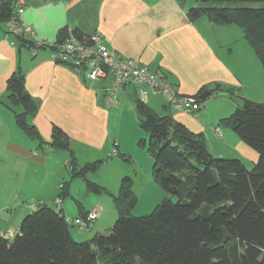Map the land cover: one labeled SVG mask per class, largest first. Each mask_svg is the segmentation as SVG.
<instances>
[{"label": "trees", "instance_id": "trees-1", "mask_svg": "<svg viewBox=\"0 0 264 264\" xmlns=\"http://www.w3.org/2000/svg\"><path fill=\"white\" fill-rule=\"evenodd\" d=\"M263 1L201 0L187 9L186 16L189 21L206 17L214 26H239L264 67ZM16 3L0 0V24L22 43L23 33L14 34L7 25L16 14ZM74 31L78 37L83 35ZM203 91L205 87L195 96ZM210 91L211 95L232 94L231 88L219 83ZM6 98L14 109L16 125L41 143L30 122L37 101L25 90L24 73L18 67L6 81ZM17 106L21 108L15 110ZM133 107L146 135L137 144L152 158V180L166 196L149 214L133 216L137 197L131 177L124 176L112 200L115 222L106 232H94L82 241L71 236L61 208L40 201L21 218L11 238L0 235V264H264V102L243 98L242 105L218 121L256 151L251 169L238 158L214 157L202 133L189 130L169 114L158 113L136 96ZM48 143L68 151L70 179L59 184L60 200L70 195L73 178L82 179L90 192L105 190L87 179L103 159L78 166L67 134L56 125ZM118 157L129 161L125 154Z\"/></svg>", "mask_w": 264, "mask_h": 264}, {"label": "crops", "instance_id": "crops-1", "mask_svg": "<svg viewBox=\"0 0 264 264\" xmlns=\"http://www.w3.org/2000/svg\"><path fill=\"white\" fill-rule=\"evenodd\" d=\"M16 1L22 7L21 21L30 27L31 33L22 35L24 36L22 43L17 42L13 39V34L5 31V25L0 24V146L2 152L24 160L46 164L53 150H61L56 151V156L58 160L65 162L66 151L51 148L48 143L51 139L52 127L56 125L67 134L70 147L72 145L74 148H82L85 152H89L91 154L89 159H102L100 155L104 153L110 155L115 148L117 153L112 157L125 154L130 161L131 148L126 147L118 135L119 116L117 114L120 117L124 116L130 124L133 123L137 117L135 111V115H132L120 110L121 104H125L122 97L133 95L135 90L128 88L124 95H121V103L119 98L118 103L115 104L117 106L113 105L114 109L109 110L113 107L109 106L103 97L101 92L103 82L87 80L77 71L53 61L50 58V47L58 40L64 39L68 28L77 30L85 36L98 32L110 48L164 75L180 94L195 96L203 87L205 90H210L214 83L232 88L233 95L241 92V71L239 73L235 70L232 63L234 50L227 46L228 43L221 35L229 31L233 25L214 26L206 17L189 21L186 16L187 9L201 0ZM262 4L264 5V1ZM211 37L214 39L213 42ZM17 67L24 73L25 90L37 101V108L30 117V122L41 136V143L29 138L16 125L14 109L7 102L6 81ZM220 93L222 95L216 97L210 94L203 106L192 113L171 108L166 101L156 100V95L152 93L144 99V102L158 113L171 115L189 130L202 133L206 138L209 137L211 129L208 124L202 122V119L204 114L211 111L213 115L210 120L217 119L212 124L215 123L214 132L217 129L218 135L211 137L212 147L208 146L205 138L208 150L214 152L215 146H223L230 150L229 141H233L234 144L231 147L236 151L238 155L236 157L242 162H244L243 158H250L253 163L257 155L243 149L241 142L227 125L223 124L220 129L218 128V121L234 111L232 97L224 91ZM125 107L134 109L132 104ZM15 108L19 110L21 107ZM162 109L164 111L160 112ZM221 134L223 139L218 137ZM42 148L47 149V154L39 156L35 149ZM119 160L121 161L120 158ZM124 168L121 164L117 165L113 171L114 177L120 178ZM148 180V184L153 183L151 190L155 195L163 198L164 191L154 184L151 175H148ZM34 192L41 199H52L54 203L58 197L54 198L55 181L53 185L52 182L49 184V190L43 192L40 187ZM3 201V207L6 206V209H1L0 206V229L9 231L12 237L19 226L15 225L17 209L16 206L8 205L7 200ZM66 203L64 206L55 203V208H61L65 216L68 210ZM94 207L99 210V214L91 228L95 232H102L103 227L114 219L116 210L112 205H107L105 201L100 200L92 206ZM26 209L29 208L25 207L22 213L26 212ZM91 209L86 210L85 213ZM74 211L70 212L71 217L79 215V211L77 214ZM12 229L13 232H11ZM78 230L77 228L72 233L69 227L74 239L80 241L89 238V233Z\"/></svg>", "mask_w": 264, "mask_h": 264}, {"label": "rangeland", "instance_id": "rangeland-1", "mask_svg": "<svg viewBox=\"0 0 264 264\" xmlns=\"http://www.w3.org/2000/svg\"><path fill=\"white\" fill-rule=\"evenodd\" d=\"M230 25H233L230 27V30L222 33L221 35L224 37V40L228 43L227 46L231 47L234 50L232 63L235 67V70L239 71V73L241 71V92H236L233 95V89L231 88L232 94L230 96L232 97V104L234 110L236 106L242 105L243 98L255 102H264V67L262 66L260 60L256 57L252 47L244 39L243 30L237 25L236 26L234 24H230ZM201 29L204 32H206L205 29H203L202 27ZM207 35L209 36V33H207ZM213 40L214 39L212 38L211 41L213 42ZM121 94L122 93L118 94V97L120 98V103H121ZM213 94L214 97L222 95L221 93L218 92H215ZM148 95H152V94L148 93L145 98H147ZM153 95L154 96L156 95L155 96L156 100H162L163 102L166 101L165 97L161 94H153ZM134 98L135 96L133 95L127 96L126 98L122 97V99H124L125 101V104L124 103L121 104L122 109L120 110V112L123 111L124 113L128 112L131 113L132 115H135L134 109L130 107L128 108L125 107V105L128 106L130 104H132L133 106ZM203 103L204 102L200 101L199 103L200 107L203 106ZM115 106H112L113 108H109V110L114 109ZM113 111L114 110H112V112ZM162 111H164V109H162L160 112ZM212 115L213 114L211 113V111H208L206 114H204V117L202 119V122L206 125L208 124L209 128L211 129L210 131L211 133H209V137L208 138L204 137V139L206 138V141L208 142L207 144L210 147H212V143L210 142L212 139L211 137L218 135L214 132L215 130L214 128H216L215 123L212 124V122L216 121L217 119L210 120L212 118ZM117 116H119L118 135L121 138L123 144L126 147L131 148L130 161L129 162H125L122 160L120 161L118 156L112 157L111 154L109 155L104 153L103 155H100L101 156L100 158L103 159V162L96 169V171L88 172L87 179L101 185L105 189L101 193H93L86 190L85 182L80 178L71 179L70 180L71 196L69 195L63 197L62 201L60 200L59 203H56V199H58L59 197L55 199V203L57 205L62 204V206H64V203L67 202L66 204L68 205V210L66 213V217H71L70 212L73 210H75L74 213L77 214L78 209L84 210V212L86 210L91 209L93 205H96V202L98 200L102 202L105 201L107 205H112V207H114L112 201L113 195L117 193L119 189L120 181L126 175L131 177L133 182L132 189L137 197V202L134 205V207L131 209V215L142 216L149 214L150 212H152L156 204H158L162 199V197H158L151 190L153 183L148 184L149 181L148 175H151V171H152V159L148 155L147 151L144 148H141V146L137 144V141L140 137L146 136L144 135V132L141 130L137 122V117L133 120V123L130 124L127 119H124V116L120 117L119 114H117ZM218 125H219L218 128L220 129V127H222L221 125L223 124H218ZM230 130L233 133V135H235V137H237V139L241 142V147L243 149L252 151L255 155H257L256 151L251 147H249L248 145H246L238 136V134H236L232 129ZM218 137L220 139H223L222 134ZM229 142L231 144L230 146H228L227 144L225 145H227L230 148V150H228L223 146H218V147L215 146V148L213 147L214 152H212L211 150H209V152L213 154L214 157H218V158H229V157L238 156L236 154V151L233 150L231 147L234 144L233 141H229ZM71 147L73 153L75 154L76 162L78 166H82L86 162H91L95 160V159H89L91 158V154L89 152H85L82 148H74L72 145ZM35 150L38 152L39 156L47 154L46 148L35 149ZM56 151H61V150H53L49 156L48 163L44 164L41 162H34L32 160L30 161L24 160L7 152H2L0 146V206L1 209H6V206L3 207L4 206L3 200H7L9 202L8 205H10L11 207L16 206L15 207L17 209V216L15 221L16 226L19 225L21 218L26 213L33 210V208H35V206H37V204L40 201H45L53 208L56 207V204L53 202L52 199H48V200L41 199V197H39L38 194L34 192L35 189H38L40 187L43 192L49 190V184L52 182L53 185V182L55 181L56 184V193L54 195L55 198L58 195L57 193H58L59 181L62 182L70 179L69 168L67 165L68 151L64 150L66 151L67 154V160L65 162L62 160H58V156H56L57 153ZM126 153L128 152L126 151ZM243 160H244L243 164L246 166V168L251 169L253 163H251L250 158L248 159L243 158ZM119 164H121L122 167H125L122 170V172L124 173H122V176L120 178L117 177L115 178L114 177L115 172L113 173V171L115 170V167ZM154 184L157 185L156 183ZM158 187L161 188L160 186ZM161 189L164 191L163 188ZM164 194L166 196L165 191ZM171 199L173 201L176 200L175 196H171ZM78 203L81 204L82 208L78 207L79 206ZM25 207L29 209H26L27 211L22 213ZM1 213H3V210H1ZM71 218H75V217H71ZM115 219H116V214L114 219L110 221L108 225L103 227L102 232H106V230L113 225ZM68 224L69 227L72 229V233L74 232L75 229L77 230L78 227L75 226L73 223L68 222ZM91 227L88 230L79 229L78 231H82L83 233H89L90 234L89 238H90L95 232ZM12 228L14 229V227ZM13 229L11 232H13Z\"/></svg>", "mask_w": 264, "mask_h": 264}, {"label": "built area", "instance_id": "built-area-1", "mask_svg": "<svg viewBox=\"0 0 264 264\" xmlns=\"http://www.w3.org/2000/svg\"><path fill=\"white\" fill-rule=\"evenodd\" d=\"M21 11L22 7L16 3V14L8 21V29L14 34H30V27L21 21ZM74 32V29L68 28L64 39L52 45L50 58L77 71L87 80L103 82L101 92L109 106L118 103V94L124 95L131 87L136 98L142 101L148 93L161 94L167 105L174 109L192 113L200 108L196 96L178 93L164 75L110 48L98 32L81 37ZM215 132L218 134L217 129ZM116 153L113 148L110 154L114 156ZM59 202L60 199H56V203ZM98 214L99 210L94 207L84 216L66 217V220L78 229L88 230ZM0 235L11 238L10 233L1 229Z\"/></svg>", "mask_w": 264, "mask_h": 264}, {"label": "water", "instance_id": "water-1", "mask_svg": "<svg viewBox=\"0 0 264 264\" xmlns=\"http://www.w3.org/2000/svg\"><path fill=\"white\" fill-rule=\"evenodd\" d=\"M211 94L210 90H205L202 93L199 94L198 99L200 101L204 100L205 98H207L209 95Z\"/></svg>", "mask_w": 264, "mask_h": 264}]
</instances>
